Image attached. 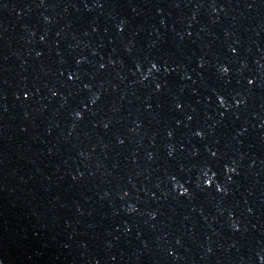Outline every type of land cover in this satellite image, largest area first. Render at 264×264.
I'll return each instance as SVG.
<instances>
[{"label":"water","instance_id":"1","mask_svg":"<svg viewBox=\"0 0 264 264\" xmlns=\"http://www.w3.org/2000/svg\"><path fill=\"white\" fill-rule=\"evenodd\" d=\"M0 264H264V0H0Z\"/></svg>","mask_w":264,"mask_h":264}]
</instances>
